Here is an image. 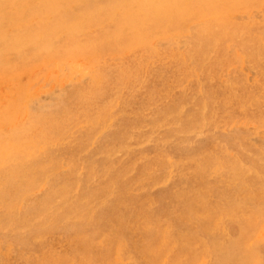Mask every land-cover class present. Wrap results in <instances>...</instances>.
<instances>
[{
    "label": "rangeland",
    "instance_id": "1",
    "mask_svg": "<svg viewBox=\"0 0 264 264\" xmlns=\"http://www.w3.org/2000/svg\"><path fill=\"white\" fill-rule=\"evenodd\" d=\"M0 264H264V0H0Z\"/></svg>",
    "mask_w": 264,
    "mask_h": 264
},
{
    "label": "bare ground",
    "instance_id": "2",
    "mask_svg": "<svg viewBox=\"0 0 264 264\" xmlns=\"http://www.w3.org/2000/svg\"><path fill=\"white\" fill-rule=\"evenodd\" d=\"M24 21H25V20H24ZM27 21H28V20H26V22H27ZM22 23H23V22H22ZM210 33H212V32H208V34H210ZM212 35H216V32L213 31V34H212ZM210 38H211V37H210ZM205 40H206V39H205ZM203 41H204V40H203ZM213 41H214V39H213ZM217 42H218V41H217ZM209 43H210V42H209ZM215 43H216V42H215ZM215 43H213V44H215ZM209 45H210V44H209ZM211 45H212V43H211ZM211 45H210V46H211ZM212 47H213V46H212ZM17 173H19V171H17ZM262 189H263V188H262ZM185 193H186V192H185ZM228 193H230V192H228ZM235 193H238V192H235ZM192 201H194V200H192ZM197 201H199V200H197ZM187 203H188V202H187ZM188 204H189V203H188ZM198 204H199V202H198ZM190 211H191V210H190ZM190 211H189V212H190ZM189 212H188V213H189ZM191 214H192V213H191ZM191 214H190V216H191ZM193 216H194V215H193ZM191 217H192V216H191ZM147 235H148V234H147ZM146 238H147V237H146ZM150 239H151V238H150ZM118 240H119V239H118ZM147 240H149V239H147ZM119 242H120V241H119ZM119 242H118V243H119ZM222 245H223V244H222ZM217 246H218V245H217ZM219 246H220V244H219ZM218 248H219V247H218ZM220 249H221V248H220ZM220 249H219V250H220ZM222 249H223V247H222ZM245 251H246V250H245ZM227 254L230 255V253H227ZM226 257H228V256H226ZM247 257L250 258L251 255L247 254ZM233 259H234V258H233ZM234 263H235V262H234Z\"/></svg>",
    "mask_w": 264,
    "mask_h": 264
}]
</instances>
